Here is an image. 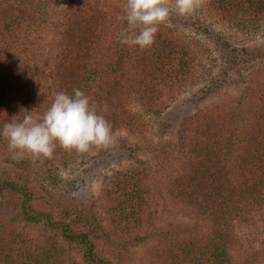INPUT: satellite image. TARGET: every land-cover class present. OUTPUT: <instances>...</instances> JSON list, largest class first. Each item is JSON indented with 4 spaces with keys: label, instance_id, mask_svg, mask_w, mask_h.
Listing matches in <instances>:
<instances>
[{
    "label": "trees",
    "instance_id": "1",
    "mask_svg": "<svg viewBox=\"0 0 264 264\" xmlns=\"http://www.w3.org/2000/svg\"><path fill=\"white\" fill-rule=\"evenodd\" d=\"M201 5L219 12L234 26L252 32L264 29V0H202ZM124 10L110 0H0V130L14 116L21 120L26 110L39 114L42 99L30 64L44 56L47 44L55 93L73 94V89H79L98 106L107 103L105 115L114 133L120 127H132L127 105L133 92L173 85L179 76L191 74L197 56L171 33L158 32L154 45L146 50L119 41L121 27L127 26ZM184 18L185 23L196 22L194 15ZM217 36L225 46L231 45L224 34ZM242 50L252 53L247 47ZM218 87L213 79L204 89ZM185 116L178 113L171 118V123L183 124L180 158L172 155V145L166 143L156 144L155 150L168 164L164 170L171 201L195 208L206 230L171 232L168 241L155 238L161 241V263L264 264L261 252L236 256L237 224H252L264 213V74L249 79L236 107L223 103ZM136 128L133 125L132 131ZM126 146L108 153L104 163L109 167L126 157ZM0 154L11 166L0 168V206L16 197L20 217L52 233L45 240L23 237L12 226L16 218L3 219L0 213V264H119L99 251L97 243L105 232L101 219L61 199L66 189L59 184L57 172L50 166L46 169L54 158L35 164L30 156L13 160L3 137ZM72 154H79L82 161L87 156L70 151L65 165ZM43 173L48 183L33 179ZM123 177L115 181L116 191L129 183ZM56 237L75 246L81 259L66 257Z\"/></svg>",
    "mask_w": 264,
    "mask_h": 264
},
{
    "label": "rangeland",
    "instance_id": "2",
    "mask_svg": "<svg viewBox=\"0 0 264 264\" xmlns=\"http://www.w3.org/2000/svg\"><path fill=\"white\" fill-rule=\"evenodd\" d=\"M63 1L68 3L71 0ZM110 1L126 8V0ZM170 6L173 8L170 21L161 25L159 32L171 33L197 56L191 74L179 76L173 85L169 83L158 88L155 86L147 92H133L128 98L130 102L127 108L128 116L132 119L130 124L137 127L134 131L132 127H120L114 133L112 145L92 148L84 161L79 154H72L74 156L69 157L67 165L64 164V158L70 151L66 153L57 145L52 156L55 162L46 167L50 166L55 175L57 172L59 184L66 189L61 195L63 202L70 207L85 209L101 219L105 232L97 243L99 251L119 264H162L159 259L161 241L155 238L161 236L164 241H168L171 232L182 234L186 229L197 232L206 230L195 208L174 205L171 201L164 170L168 164L158 155L155 146L166 143L171 148L172 145V155L178 160L183 124L171 123L173 114L188 116L223 103L234 108L243 99L249 79L264 74V54H255L264 52V29L252 32L243 26H234L227 23L219 12L202 9L203 5L188 16L178 14L174 4ZM193 15L196 22L185 23L184 17ZM207 24L211 25L210 29L206 28ZM126 28L121 27L117 35L119 41L123 39L122 33ZM212 28L214 31H211ZM217 34H224L232 48L225 46ZM245 47L252 53L243 51ZM238 60L240 62L236 64ZM51 67L50 46L47 44L44 56L30 64L34 83L42 99L37 116H42L48 110L56 95L49 79ZM213 79L218 81L219 87L205 92L204 88ZM191 103L194 105L192 110ZM124 145H127L123 148L126 157L117 162L112 161L108 167L104 163L107 154ZM5 159L0 154V168L10 169ZM125 175L130 179L129 183L122 184L116 191L115 181H118V177L123 179ZM139 178L142 183H139ZM33 179L48 183L44 173L33 176ZM19 202L16 197L6 199L0 206L1 217L16 218V226H12L23 237L32 236L40 240L51 238L52 233L44 225L28 223L20 217ZM237 234L238 258L256 251L264 254V213L258 214L252 224L238 223ZM143 237L152 238L141 240ZM54 240L61 241L58 237ZM61 242L66 257L81 259L75 246Z\"/></svg>",
    "mask_w": 264,
    "mask_h": 264
},
{
    "label": "clouds",
    "instance_id": "3",
    "mask_svg": "<svg viewBox=\"0 0 264 264\" xmlns=\"http://www.w3.org/2000/svg\"><path fill=\"white\" fill-rule=\"evenodd\" d=\"M171 4L178 14L188 16L201 7L202 0H126L123 18L127 28L122 33V43L141 50L151 48L160 26L170 21ZM107 112V103L98 106L79 89H73V94L61 91L42 116H33L32 110H26L21 120L14 116L3 125L0 137L7 140L11 158L17 161L26 156L31 157L33 164L50 159L57 145L83 154L114 143Z\"/></svg>",
    "mask_w": 264,
    "mask_h": 264
}]
</instances>
